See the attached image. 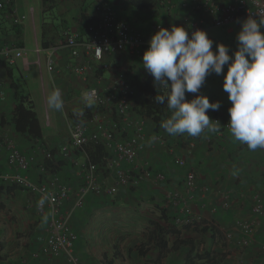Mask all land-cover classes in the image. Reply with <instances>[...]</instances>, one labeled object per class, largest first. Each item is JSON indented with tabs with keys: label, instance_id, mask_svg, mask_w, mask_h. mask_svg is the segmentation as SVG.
I'll return each mask as SVG.
<instances>
[{
	"label": "crops",
	"instance_id": "obj_1",
	"mask_svg": "<svg viewBox=\"0 0 264 264\" xmlns=\"http://www.w3.org/2000/svg\"><path fill=\"white\" fill-rule=\"evenodd\" d=\"M51 9L46 8L42 0H40L39 9V27L37 28L38 35H35V28L33 23L34 40L33 45L28 48L25 44V24L22 27V35L20 37L22 48L26 52V61L18 60L16 65L12 67V73L14 76V68L20 72H28L29 66L37 65V56L34 52L35 45L40 47V66L39 74L41 82L44 83L43 71L41 70L42 61L45 66L46 86L48 90L43 88L44 102L46 103L47 96L54 88H59L62 91V98L64 101V120L61 123L59 118L55 123L48 121L45 125L44 131L41 120L38 118V122L42 128L43 141L49 145L57 153L59 147L67 142L70 128L72 125V118L78 117L85 106L84 95L87 87L94 85L98 88H104L114 77L117 72L130 71L134 75L145 74L146 70L142 67L141 59L135 58L128 54H116L112 56H104L101 61L93 59L88 60L87 54L82 48H80V56L73 58L68 49L65 47V39L61 36V32L68 28L71 31L80 30V26H84L87 22V18L94 16V6L98 2L109 3L117 12L118 16L125 18L129 21L134 31L142 34H148L150 32L153 22L159 21L165 28H169L172 25H179L178 20L181 16L185 15V11L181 8L175 9L170 14H167L163 8L155 7L149 12L132 11L124 8V0H51ZM168 1V0H167ZM48 6V5H47ZM19 8L21 13H25L24 5L19 2ZM29 8V17L34 18V10ZM51 10V21L46 20V12ZM27 16V17H28ZM152 20V22L150 21ZM180 26V25H179ZM240 24H231L224 26L226 32L230 35L234 33V28H239ZM46 29L45 32L43 29ZM12 32L10 33V35ZM86 35L82 37V40L86 39ZM51 57L53 61L52 71L47 70V58ZM89 66L86 76H74L71 69L77 65L87 64ZM4 73V75L2 74ZM1 80L6 86L7 81L5 77L4 69L0 70ZM17 84V83H16ZM18 85V84H17ZM19 86V85H18ZM20 87V86H19ZM198 94L190 93L186 94L185 98L191 100ZM32 102L31 94L26 95ZM11 94L7 90L6 102L0 105V112L9 115V110L12 107ZM88 107V106H87ZM86 109V108H85ZM54 112V110H53ZM1 114V113H0ZM55 114V112H54ZM215 114H218L225 118L228 114V108H223L219 111L207 112L209 118H212ZM146 124V131L148 128ZM8 134L14 138L19 150L23 153H30L32 151L34 143H29L22 137H18L14 134L11 128L7 130ZM150 133V132H149ZM147 132V135L149 134ZM211 137V134L209 135ZM212 146L207 148L204 146V139L197 141L194 147L191 146L192 141L189 140L187 134L175 136L173 138L172 149L173 152L168 155L172 162L165 158L168 154L166 151L159 148V150H153L154 147H150L149 144L145 146V149L138 154L140 159L151 161L154 165L156 163L155 172H165L168 178L174 183H153L146 181L138 188L132 190L128 188H119L116 190V194L113 197L107 196H93L90 195L84 201V205L81 209H73L75 197L80 189L81 182L76 175L75 170L69 166L68 161L59 162L55 164L54 172H56L60 178L67 183L70 188L69 199L65 203L63 210L69 212L73 210L70 219V225L72 230L77 234L78 240L76 242L74 252L80 259L82 264H102L105 261H112L113 264H128L127 256H131L133 259L140 261L138 256L131 252L128 254L127 249L124 256H119L115 249L116 237L110 236L109 239L112 246L99 242L98 248L91 247L92 239L88 237L87 230L95 231L94 235L102 232L98 228L100 224H106L108 222L115 221V225L119 221H124L121 217L119 208L128 207V211L123 217L129 223H142L145 226L150 220L156 219L160 214V208H166L164 196L168 189L174 188L177 183L181 188L184 177V169L179 168L175 164V159L180 157L186 160L187 165L192 166L195 169L198 166L199 176L201 183L210 185L211 188H219L220 186L228 189L229 182L224 176H230L232 173L237 172L239 174L248 172L251 174L249 179L252 182L249 186L250 190H256L264 197V149H257L256 151L248 150L246 145L234 140L230 133L226 134L222 138H212ZM38 162L41 156L37 155ZM79 160L84 158L80 155H75ZM156 159L154 163L153 160ZM202 161V162H199ZM199 163L200 166H199ZM237 164L238 168L234 165ZM220 165V166H219ZM195 166V167H194ZM6 160L3 153L0 154V175L6 171ZM241 171H240V170ZM239 172V173H238ZM30 177L34 181L40 180L37 174L36 166H32ZM198 179V177H197ZM101 182L106 186L112 184L111 178L107 175L101 176ZM252 180V181H251ZM171 185V186H170ZM198 186V184H197ZM246 186V185H245ZM201 187V186H200ZM203 189V188H201ZM199 190V187H198ZM227 191V190H226ZM248 189L242 194L237 196V201L240 203L238 207L237 216H249L251 208V196L256 193L248 194ZM133 192V193H130ZM183 192V191H182ZM224 193V192H223ZM222 195L219 197V199ZM215 195L209 196L207 202L199 201L194 205V213L200 219H206L208 221H214L218 217L220 220L215 219V223H218L223 229H233L232 212L224 215L220 209V203ZM219 200V201H218ZM35 197L18 186L12 187L7 185L0 179V264H67L64 255L59 256H45L41 252L44 239L48 233L49 222L47 216H40L35 210ZM127 201L126 204H124ZM207 205V206H206ZM249 206L248 212L247 207ZM122 212V211H120ZM125 212V211H124ZM198 212V213H197ZM94 217V219H92ZM230 219L232 221H230ZM95 222V226L94 223ZM93 223V226L91 225ZM91 225V227H90ZM113 226V225H112ZM96 228L99 232H97ZM109 229V228H108ZM238 232H234V236L237 238ZM107 237V236H106ZM111 238V239H110ZM234 241H236L234 239ZM264 242V218L255 233L251 245L241 249L239 246L233 243L232 246H236L238 249L233 248V252L229 254L227 264H258L262 261L264 264V254L259 251L260 244ZM123 243L125 241L123 239ZM106 247V248H104ZM243 251V252H242ZM260 252V254L257 253ZM256 253L258 258L255 257ZM137 258H136V257ZM142 263V262H141Z\"/></svg>",
	"mask_w": 264,
	"mask_h": 264
},
{
	"label": "built area",
	"instance_id": "obj_2",
	"mask_svg": "<svg viewBox=\"0 0 264 264\" xmlns=\"http://www.w3.org/2000/svg\"><path fill=\"white\" fill-rule=\"evenodd\" d=\"M161 8L167 14L178 8L185 11V15L181 16L177 24L185 27L190 36L196 29L239 24L238 21L250 15L264 13V0H168L161 3ZM4 9H7L4 18L8 22L24 26L27 16L21 13L19 0H0V10ZM93 9L95 20L86 27L85 40H82L79 32L70 29H64L62 32L65 38L64 45L73 58L80 56L79 49L82 48L89 56L88 60L101 61L104 56L122 53L141 59L151 35L160 27H164L162 23L156 21L151 25L148 34H142L134 31L128 20L118 16L109 3L98 2ZM34 52L37 56L36 64L40 66V47L35 45ZM25 56V50L13 43L0 47V70L4 69V66L14 67L20 59L26 61ZM46 64L47 70L52 71L51 57L47 58ZM88 69L87 63L74 66L71 71L74 76L85 77ZM3 84L0 77V105L7 99V90ZM138 101L135 90L130 87L123 72H117L104 88L94 85L87 87L83 111L77 117L78 120L72 122L68 140L59 147L57 153L45 143L34 144L31 154L21 152L14 138L7 132L9 127L2 126L0 121V154L5 155L7 167L6 171L1 173L0 179L7 185L18 186L33 195L36 199L37 214L47 216L49 229L41 247V252L45 256L64 255L67 264H82L74 252L78 237L70 225L73 210L69 212L63 210L69 199L70 188L54 172L55 164L68 161L81 182L73 206V209L77 210L83 207L85 199L90 195L113 197L119 188L135 189L146 181L167 182L163 172H155L149 167L136 164L138 154L149 142L166 147V140L161 132H155L148 137L146 132L148 119L135 114L133 110L134 104ZM91 105L95 106V110L87 115L85 108ZM210 120L219 121L221 130L215 134L205 132L198 137L188 135L192 147L200 138L209 145L213 141L212 138H222L230 133L227 127L228 114L225 118L215 114ZM90 143L101 146L107 154L104 171L86 160L84 147ZM75 153L84 159L79 160L74 156ZM37 155L41 156L39 162ZM175 160V164L184 169V181L181 188L168 190L164 201L166 208L177 212L174 217L175 224L182 226L200 219L194 213V205L199 202L197 173L195 169L187 166L183 158L178 157ZM47 162L52 163L51 166H47ZM124 164L130 168L125 169ZM32 166H36L40 178L38 181L30 177ZM105 175L111 178L110 186L104 185V180L102 182L100 180L101 176ZM234 199L230 193H224L220 200L221 211L229 212L239 205ZM263 218L264 197L260 193H254L251 196L249 216L235 217L233 229H224L226 243L232 242L241 249L250 246ZM236 231L237 238L234 236ZM259 251L264 254V242L260 244Z\"/></svg>",
	"mask_w": 264,
	"mask_h": 264
},
{
	"label": "clouds",
	"instance_id": "obj_3",
	"mask_svg": "<svg viewBox=\"0 0 264 264\" xmlns=\"http://www.w3.org/2000/svg\"><path fill=\"white\" fill-rule=\"evenodd\" d=\"M255 17V18H254ZM264 13L238 21L237 47L229 55L228 46L215 44L204 30L189 32L183 26L160 27L144 50L142 67L153 77L154 86L165 89L155 101L166 104L170 115L160 127L170 136L187 134L198 137L218 133L219 121L210 120L207 112L217 111L220 102L207 96L191 100L186 93H199L209 74H223V91L227 93L228 130L233 139L248 150L264 149ZM225 66L227 70L225 71ZM47 107L61 111L62 91L54 88L46 99ZM155 139V137H153Z\"/></svg>",
	"mask_w": 264,
	"mask_h": 264
},
{
	"label": "trees",
	"instance_id": "obj_4",
	"mask_svg": "<svg viewBox=\"0 0 264 264\" xmlns=\"http://www.w3.org/2000/svg\"><path fill=\"white\" fill-rule=\"evenodd\" d=\"M50 2L52 1L42 0L46 8H51ZM166 2L167 0H124V8L136 12H149L155 7H161V3ZM6 10H0V47L13 43L17 47L22 48L20 40L22 27L8 22L4 18ZM86 20V24L83 27L80 26V30L78 29L76 31L82 37L84 34L86 35L87 25L92 23L95 18L93 16ZM6 24L10 25L7 26ZM43 30L45 32L46 29L44 28ZM11 32L12 34L10 35ZM4 71L8 83L7 90L11 94L12 107L9 110V115L0 112L1 125L8 126L15 135L24 138L29 143L44 144L42 128L38 122L32 102L28 96L20 91V87L15 83L12 67L4 66ZM123 73L127 76L129 85L135 90V95L139 100L137 104H134V113L148 119L155 126L161 125L162 121L170 115V112L166 104H159L154 98L156 95L164 94L165 89L161 86L155 87L153 77L147 71L145 74L141 73L138 75H134L130 71ZM4 87L6 88L5 85ZM94 110L95 106L91 105L85 109V113L90 115ZM77 120V117H73L71 121L75 122ZM84 150L86 160L98 165L100 170L104 171L108 158L104 149L101 146L90 143L84 147ZM51 164L49 162L46 163L47 166H51ZM11 186L15 187V185ZM176 215L177 212L174 209L160 208L159 216L148 222L143 240L134 249H129L128 254L135 252L143 264H169L170 259L182 254L183 258L180 264H224L229 254L222 251L221 248H224L226 244L223 227L214 221L202 219L192 221L186 225L177 226L174 221ZM185 231H192L199 236H207L209 243L206 244L192 238L184 237L183 234ZM214 247H217L218 250ZM102 264H113V262L105 261Z\"/></svg>",
	"mask_w": 264,
	"mask_h": 264
},
{
	"label": "rangeland",
	"instance_id": "obj_5",
	"mask_svg": "<svg viewBox=\"0 0 264 264\" xmlns=\"http://www.w3.org/2000/svg\"><path fill=\"white\" fill-rule=\"evenodd\" d=\"M19 2L24 5L25 11H26L25 13L27 14V16L29 14V11H28L29 8H32L34 10L33 20H32V17L28 16L25 23H24L25 24L24 40H25L26 46L28 48H30V46L33 45V40H34L33 23H34V28H35V35L36 36L38 35L37 28L39 27L38 14H39V9H40L39 8L40 7V0H19ZM50 12H51V10L48 13L46 12V20H48V21L50 19H52ZM150 21L152 22V20H150ZM6 25L9 26L10 24H6ZM239 29H240V26H239V28H234V33L230 34V35L226 32V28H224V27L207 26L204 29V31L207 33L208 37L214 42L213 43V51L214 52H215V44L216 43H223L224 45L228 46L229 55L231 56L232 51H234L237 47L236 34L239 31ZM261 31H264V29L262 28ZM19 69H20V72H18V70L14 68L13 79H14L15 83H17L20 86V91L23 94H25V95L31 94L33 109L37 113L38 118L41 120L44 131L47 132V129H45L46 128L45 125L48 121L53 122V124H54L55 123L54 121L57 122V120L59 118L60 122L62 123L64 120V114H63L64 107L61 111H55L54 110V112H55V114H54L53 110L49 109L47 107V103L44 102L43 88L45 87L46 90H48V88L46 86L45 66H44L43 61L41 64V70L43 71L44 83L41 82L38 65H34V66L30 65L28 72H26V71L23 72L21 70V68H19ZM226 70H227V66H225V71ZM2 74L4 75V73H2ZM222 83H223V74H221V75H216L215 73L209 74L206 77L205 83L202 85V87L199 90V93H197V94L207 96L210 103L215 102V101H219L220 102L219 110H223V108H229L230 107V101L228 100L227 93L223 91ZM186 94H190V93H186ZM219 110H217V111H219ZM148 124L149 125H148L147 131H146L148 133L150 132L148 134V137H151L153 135V133L159 131L164 135V138L166 140V147H161V146L154 144V143H151V142H149V146L154 147L153 150H159V148H161L162 150L166 151L168 154L165 155V158L172 162V160L170 159V157L168 155H170L171 154L170 152L173 151L171 146L173 144L172 141H173L174 136H170L169 134H167L160 126H155L151 122H148ZM170 143H172V144H170ZM204 144H205L204 146H206L207 148H210L212 146V143L208 145L205 141H204ZM214 145L215 144H213V146ZM145 161L146 160H144V159H140V156H139V157H137L136 164L139 166L149 167L153 171L156 170L155 169V168H157L156 167L157 165L155 163L156 159L153 160L155 163L154 165L152 164L151 161H147L148 164ZM199 162H202V161H199ZM186 164H187V162H186ZM200 164L201 163H199V166H200ZM187 166L193 168L192 166H189V165H187ZM124 167H125V169L130 168L129 166H127L125 164H124ZM234 167L238 168V165L235 164ZM195 170H196L197 177H198L197 184H198L199 190L201 188H203V189H201L202 191H199L197 189L198 190L197 198L199 199V201L207 202V199L209 198L210 194L215 195L216 198L219 199V197L221 195H223L224 193H230L232 198H235L234 200L236 202H238L236 199L237 196H239V194H242L245 190L248 189L249 190L248 194H250V195L252 193L256 192V190L254 191L253 189L252 190L249 189V186L252 183L249 181V179L252 177H251V174H249L248 172H245L246 175H244L243 172H241L240 175L236 174L237 172H234L230 176H224L230 184V186H228V189H225L222 186H220V189L219 188L215 189V188L209 187L210 185H208V184L201 183V179H199L201 177L199 176L198 166L195 168ZM163 174L166 175V177H167V173L163 172ZM182 181H181V183H182ZM167 182H168V184H171L172 186H174L173 185L174 183L169 178H168ZM179 186L180 185L177 183V185L174 188H170L168 190L180 188ZM130 193H133V192H130ZM182 193H184V192H182ZM256 193H259V192H256ZM126 203H127V201L124 204H126ZM219 203H220V201H219ZM237 204H240V203L238 202ZM245 206L247 207V205H245ZM238 207H240V206L236 205L234 207V209L231 211L232 214H230V215L232 216V220L234 218V215L235 216L238 215V213H237ZM248 209H249V206L246 209L247 212H248ZM120 211H122V212H120ZM127 211H128V207H126L124 209L119 208L118 212L120 214H122L121 217L123 218L124 221L117 220L118 223L116 225H115V221L108 222V224H109L108 227L104 223L101 224V226L99 224L98 228L101 227L99 229V231L102 230V232L100 234H97V237L94 236V235H96L94 230L91 233H90V231H91L90 229L87 230L88 237L90 239H92V243L90 244L92 248H94V249L98 248L97 246H99L98 245L99 242H102L103 244L108 245V247H111L112 244L109 241V239L106 240L111 235L117 238V240H115L114 242H115L116 253L119 256H124V254L126 253L125 251L127 249H129V248L134 249L137 245L140 244V242L143 240L144 232L146 231L148 224L145 226V224H142V223H137V224L129 223L125 219L126 217L125 216H124L125 218L123 217V215H125ZM222 213H224V212H222ZM226 214L227 213H224V215H226ZM92 219H94V217ZM215 219L220 220V219H218V217ZM215 219H214V221H215ZM202 220H206V219L204 218ZM232 220L230 219V221H232ZM93 223L95 226L94 221H93ZM93 223L91 224L92 226H93ZM91 225H90V227H91ZM96 230H97V232H99L97 228H96ZM223 231H224V229H223ZM183 236L204 242L206 244L209 243V239L207 236H199L198 234H196L192 231H190V232L185 231ZM123 239L125 241V244L123 243ZM232 245H233V243L231 242L229 244L226 243L224 245V248L221 247V245H220V247L222 248V251L227 252L228 254H231V252H233L232 251L233 248L238 249L236 246L234 247ZM220 247L218 246V248H220ZM104 248H106V247H104ZM214 248L218 250L217 247H214ZM257 253L260 254L259 251H257ZM257 253L255 255L256 258H258ZM127 258H128L127 259L128 264H143V262L141 260L137 261V260L133 259L131 256H129V257L127 256ZM182 258H183V254L179 255V256H175L172 259H170L171 261L169 260V262H170L169 264H177V263L180 264L181 263L180 261L182 260ZM228 258H229V255H228ZM227 260L225 261L224 264L228 263ZM258 264H263V262L260 261V262H258Z\"/></svg>",
	"mask_w": 264,
	"mask_h": 264
}]
</instances>
